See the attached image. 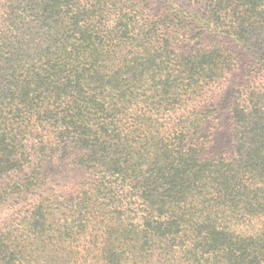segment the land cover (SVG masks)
I'll list each match as a JSON object with an SVG mask.
<instances>
[{"label": "trees", "instance_id": "obj_1", "mask_svg": "<svg viewBox=\"0 0 264 264\" xmlns=\"http://www.w3.org/2000/svg\"><path fill=\"white\" fill-rule=\"evenodd\" d=\"M160 1L0 0V264H264V0Z\"/></svg>", "mask_w": 264, "mask_h": 264}, {"label": "rangeland", "instance_id": "obj_2", "mask_svg": "<svg viewBox=\"0 0 264 264\" xmlns=\"http://www.w3.org/2000/svg\"><path fill=\"white\" fill-rule=\"evenodd\" d=\"M146 9L154 14L161 6L160 0H145ZM182 8L193 10L200 15L206 16L209 12L208 5L202 0H173ZM224 41L232 50L236 61V68L210 91V104L214 110L213 116L204 124L202 132L205 136L206 149L203 151L205 156H225L228 157L233 153V143L231 141V121L229 117V105L232 100V95L245 73L250 68L252 62L251 57L240 46L235 45L228 40L221 39L212 33H205L201 38L202 43H211ZM60 152L53 153L47 162V167L50 170L58 169ZM51 186V184H50ZM8 205L0 207V217L8 210Z\"/></svg>", "mask_w": 264, "mask_h": 264}]
</instances>
